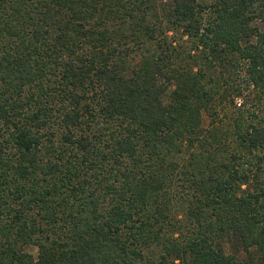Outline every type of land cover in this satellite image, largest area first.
<instances>
[{
    "label": "trees",
    "instance_id": "1",
    "mask_svg": "<svg viewBox=\"0 0 264 264\" xmlns=\"http://www.w3.org/2000/svg\"><path fill=\"white\" fill-rule=\"evenodd\" d=\"M0 264H264V0H0Z\"/></svg>",
    "mask_w": 264,
    "mask_h": 264
},
{
    "label": "rangeland",
    "instance_id": "2",
    "mask_svg": "<svg viewBox=\"0 0 264 264\" xmlns=\"http://www.w3.org/2000/svg\"><path fill=\"white\" fill-rule=\"evenodd\" d=\"M152 1L154 5L158 8L159 14H162V10L165 8V5H167L170 0H152ZM167 36H168L169 42H171L175 46V48H177L178 50H181L183 48L190 46L188 38L184 36L181 31H172L168 33ZM229 111L230 110H225V109L220 110L218 119H220L221 121L222 120L224 121L225 118H227L226 115L228 114ZM208 121L209 119L206 116V114L202 113V127L203 128H206L208 126ZM175 205L178 206L179 204L176 203ZM28 251L32 253L33 255L36 254V250L33 248H28ZM226 253H231V248H229L228 246H226ZM243 257L244 255L240 254L238 259L243 258Z\"/></svg>",
    "mask_w": 264,
    "mask_h": 264
}]
</instances>
